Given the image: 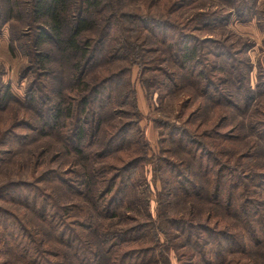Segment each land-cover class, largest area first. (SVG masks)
Wrapping results in <instances>:
<instances>
[{
	"label": "trees",
	"instance_id": "trees-1",
	"mask_svg": "<svg viewBox=\"0 0 264 264\" xmlns=\"http://www.w3.org/2000/svg\"><path fill=\"white\" fill-rule=\"evenodd\" d=\"M220 1L228 10L200 12L185 20L177 14L190 6L189 0L170 1L159 18L119 15L115 0L17 1L19 15L28 17H17L26 29H12L27 32L20 45L28 58L22 105L42 124L22 119L10 127L54 137L83 159L79 167L84 168L69 170L70 177L44 170L34 183L0 186V204L29 213L28 219L20 214L23 219L0 205V264H9L8 254L20 264H169L165 252L171 251L180 264H264V166L258 161L264 155V69L257 68L252 86L255 67L245 56L248 46L238 48L231 37H211L232 16L242 23L255 17L257 1ZM11 10L7 13L14 15ZM135 66L141 76L156 74L142 83L158 91V100L189 89L190 99L179 108L184 111L188 101L197 99L194 120L203 111L213 114L212 123L202 130L176 125L175 119L158 121L156 127L168 146L161 151L170 158L158 159L152 179L160 181L155 172L160 171L176 196L206 204L209 214L203 221L195 215L173 218L160 213L122 229L108 224L119 217L130 220L123 214L130 190L149 188L142 174L135 178L147 148L142 132L124 124L102 128L104 119L119 118L112 109L129 97L134 107L135 92L127 90L123 96L122 89ZM1 74L0 107L10 96ZM231 116L241 119L230 126ZM7 132L0 134V149L27 145ZM244 142L249 145L240 152L238 145ZM140 147L145 150L142 159H131L134 163L126 168L97 165ZM9 155L11 151L0 152V166ZM53 185L77 202H58L50 193ZM148 202L141 203L149 208Z\"/></svg>",
	"mask_w": 264,
	"mask_h": 264
},
{
	"label": "rangeland",
	"instance_id": "rangeland-1",
	"mask_svg": "<svg viewBox=\"0 0 264 264\" xmlns=\"http://www.w3.org/2000/svg\"><path fill=\"white\" fill-rule=\"evenodd\" d=\"M17 1L21 3L26 2V0H0L1 81L10 93L7 101L3 103L4 106L0 107V134L5 131H9L7 133L14 132L16 139L18 138L16 141L19 143L25 142L27 145L23 148L13 145L10 148L0 149L2 154L6 153V151H11V156L9 155L7 158L9 161L0 166V186H3L5 183L10 181L34 183L41 171L45 170L48 172L53 171L54 169L60 174H66L69 170L77 169L79 166L84 164L83 159L69 153V151L66 150L54 137L45 136L41 133L32 134L26 128L16 130L11 129L12 127H10L14 125L15 122L17 123L18 120L22 119H24L25 122L32 121L37 127H40L42 124L36 113H33L34 111L28 110L25 112V108L22 105L26 99L25 93L26 86L28 84V78L24 76L26 74L25 68L28 65V58L23 54V51H21L20 45L24 41L23 39L25 38L24 36L27 35V32L26 30H23L19 33V29L26 28L17 22V17H24L25 21L28 20V17L25 13L21 16L19 15L20 10L18 8ZM115 1L116 3L113 4L115 5L116 12L119 15L123 12H130L137 15L148 14L153 18H159L161 15L165 16V12L170 7V5H168L169 2L171 1L172 3V0ZM256 1L257 13L255 17L252 16L253 18L242 23L232 16L224 27L212 32L211 36L215 39L231 37L230 41L237 44L238 48H242L244 44L248 46L245 56L250 59L255 67V70H253L250 74V83L252 86L255 84L257 68L259 71L264 69V0ZM188 5L190 6L177 14L180 20L192 18L200 12H208L223 8L228 10V8H226L220 0H189ZM9 8L12 9L11 13H14V15H9V13H7ZM21 12H24L23 8H21ZM16 27L19 29L17 28L12 31V29ZM130 41L134 45L136 44L133 38H131ZM114 44L116 46V43ZM133 51H135V48ZM144 56L146 58L153 57L148 54H145ZM140 66L144 65L141 64ZM139 70L140 69L137 66L132 68L131 73L126 76V86L124 82V88L122 89L123 96L127 90L135 92L134 107H132V100L129 97V101H127L126 104L112 109L113 112L120 114L119 118L115 120L107 118L104 119L102 128L104 130L109 128L114 130L116 125L120 126L124 124L128 127L133 126V128L142 132V137L147 143L146 152L144 154L145 150H143V147H140L139 150L134 152L133 150L128 149L123 150V152L116 154L113 160L112 158L107 157L104 160H99L100 162L97 165L114 163L116 166H123L126 168L134 163L130 162L133 158L140 161L142 159L141 156L144 154L143 159L145 161L141 164L143 165L142 171L137 170L138 172L136 173L137 176L135 175V178L142 174V176L148 180L147 184L149 185V188L140 185L136 187V189L130 190L128 203L125 205V209H123L124 216L129 218L131 217L130 220L127 218V221L125 218L119 217L109 221L108 224H111V228L113 229H122L132 225L130 222L133 220L134 224L146 223L150 216L155 219L160 213H162L163 217L173 218L179 216H185L188 218L195 215L196 218L194 219L198 220L201 218L203 221L206 215L209 214L208 206L206 204L197 201L188 202L180 196H176L177 192L173 185L166 182L165 176L158 175L161 173L160 171H155L160 181L157 180V178L155 181L152 179V170L154 168V164L158 162V159L170 158L169 155H165L161 151L163 148L166 150L168 146L166 143H162L163 138L160 137V130L156 127L159 124L158 121L164 122L168 119L173 123L174 121L172 120L175 119L176 125L186 124L188 127L191 126L192 130L198 126L199 130H202V127H208L212 123L213 114L208 110L203 111L201 112V116L194 120L191 113L197 106V99L188 101L186 110L182 111L179 108V105L185 99H190L188 97V92H190L189 89L163 97L161 101L158 100V91L151 88L148 89L146 85L142 83V79H146L156 74L144 73L141 76ZM57 87L58 85L54 84L53 90ZM112 110L111 114H113ZM189 114L190 116H188ZM28 116H31L32 118ZM231 119H233V121L230 122V126H234L235 122L241 118L231 116ZM32 135L34 140L30 139ZM26 138H29L30 140H25ZM248 145L249 143H241L238 145V150L242 152ZM138 160L135 163H137ZM258 161L264 166L263 154L259 155ZM37 163H41L39 168L36 166ZM79 168L82 169L84 167ZM66 175L67 177H70L69 174ZM163 185L166 189L164 191L162 190ZM50 190L51 189H49V191ZM50 193L54 194L55 198L61 204L65 205L67 203L77 202L76 197H67L64 191L56 185H53V189ZM147 198L148 201H150L148 202L150 205L149 208H145V206L141 203H144V199ZM159 199H162V203ZM2 207L7 210L14 211V213L18 216L20 214H25V218H29V213L22 211V209L18 207L13 205H3ZM20 217L23 218L22 215H20ZM211 221L214 222V219ZM97 223H101V220H97ZM104 224L106 225V223ZM159 241L165 244L162 235H159ZM164 249L163 247L160 249L162 254L164 253ZM165 253L168 256L170 262L169 264H180V261L178 262L173 251ZM5 261L9 264H20L16 257L12 254H8V256L5 257Z\"/></svg>",
	"mask_w": 264,
	"mask_h": 264
}]
</instances>
